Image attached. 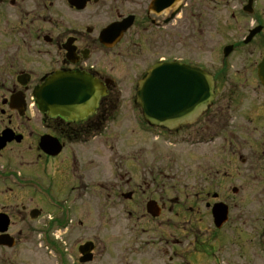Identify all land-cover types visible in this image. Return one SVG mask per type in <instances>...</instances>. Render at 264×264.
Masks as SVG:
<instances>
[{
  "label": "flooded vegetation",
  "instance_id": "flooded-vegetation-1",
  "mask_svg": "<svg viewBox=\"0 0 264 264\" xmlns=\"http://www.w3.org/2000/svg\"><path fill=\"white\" fill-rule=\"evenodd\" d=\"M250 1L240 12L252 25L219 64L196 59L218 0H0V264H21L23 246L42 264H208L223 249L245 200L264 203V15ZM123 23L122 39L103 45ZM174 62L211 74L215 99L190 124L152 128L136 89ZM58 74L86 75L106 93L83 119L42 112L35 92ZM123 86L135 93L123 97ZM218 202L230 216L221 230ZM181 215L194 216L188 244Z\"/></svg>",
  "mask_w": 264,
  "mask_h": 264
},
{
  "label": "water",
  "instance_id": "water-1",
  "mask_svg": "<svg viewBox=\"0 0 264 264\" xmlns=\"http://www.w3.org/2000/svg\"><path fill=\"white\" fill-rule=\"evenodd\" d=\"M251 2L252 0L250 4ZM127 28L126 23L108 28L102 34V43L109 45L110 40L122 35ZM258 32L253 31L246 43ZM231 51L232 48H227L225 55H229ZM259 76L264 85V61L260 65ZM104 93L103 86L86 75L58 74L37 88L35 96L42 112L83 119L94 110ZM213 99L212 77L202 71L175 64H162L153 68L137 90V103L143 110L146 121L151 126L169 130L195 119V112ZM227 215L224 205L214 207L213 216L218 228L227 221Z\"/></svg>",
  "mask_w": 264,
  "mask_h": 264
},
{
  "label": "rangeland",
  "instance_id": "rangeland-1",
  "mask_svg": "<svg viewBox=\"0 0 264 264\" xmlns=\"http://www.w3.org/2000/svg\"><path fill=\"white\" fill-rule=\"evenodd\" d=\"M186 1L189 5H195L199 8H202L205 5L203 2L205 0ZM243 1L245 2L246 0H232L224 6V8H221L219 3L220 0H218L216 7H214V5L211 6L212 11L208 12V14L212 19V30L207 34L209 36V38L206 39L208 47L205 51H199L196 47V59L203 62L207 61L221 64V62L224 61L223 52L221 51L222 47H224V45L229 41L236 38H243L245 36L248 31V27L252 25V21L251 19L243 16L244 14L240 12ZM259 7L260 10L262 9L261 11L264 15V0H259ZM233 10H235V14L241 22L240 29L237 28L235 21L231 20V12H233ZM189 20V11H186L182 14L181 22L182 24H187ZM216 20L218 22H216ZM227 20L230 23L228 27L224 25ZM253 47L254 46H250L247 49H252ZM248 57L249 55L247 53L245 58ZM118 89L123 97H127L129 94L135 93L132 86H123ZM213 150L215 151L216 149L214 148ZM245 201V207L249 212H245L246 214L244 215L241 214L240 220H237V214H234L223 233V235H228L229 241L225 243V246H223V249L220 252L215 254L207 262L208 264L213 263L214 260H217L220 264H264V203H260L259 200L250 199ZM191 217L194 216L181 215V239L184 238L186 240V242L183 241L184 244H188L187 241L190 239L189 232L186 231L189 230V228L185 225V222ZM119 223L122 225V223H126V221L124 218H121L119 219ZM119 223H117L118 227H121ZM219 243V240L213 241L212 245L216 246ZM181 248L183 247L181 246ZM21 251V264H42L43 261L41 259L34 258L32 260V247L28 248L23 246L21 247Z\"/></svg>",
  "mask_w": 264,
  "mask_h": 264
}]
</instances>
